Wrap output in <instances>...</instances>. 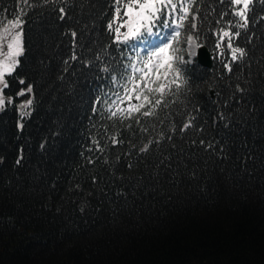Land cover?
I'll list each match as a JSON object with an SVG mask.
<instances>
[{
  "label": "trees",
  "instance_id": "1",
  "mask_svg": "<svg viewBox=\"0 0 264 264\" xmlns=\"http://www.w3.org/2000/svg\"><path fill=\"white\" fill-rule=\"evenodd\" d=\"M116 7L0 0V28L24 21L0 113V264H264V0L246 20L194 0L214 65L181 67L139 111Z\"/></svg>",
  "mask_w": 264,
  "mask_h": 264
},
{
  "label": "snow or ice",
  "instance_id": "2",
  "mask_svg": "<svg viewBox=\"0 0 264 264\" xmlns=\"http://www.w3.org/2000/svg\"><path fill=\"white\" fill-rule=\"evenodd\" d=\"M250 2L251 0H233L235 5H242V7H238L236 9V13L245 20L247 19L245 10L249 8ZM114 3L117 5L114 17L116 22V27L114 29L116 35L114 36V40L117 42H127L130 39H135L138 41V47L143 45V47L140 48V51L145 55V60L142 62L144 66L138 69L140 75L137 77L135 75V70L132 73L131 83L133 84V87L126 90V98L129 102L134 100H143L150 103V97L143 94L144 89H151L153 87L155 82L152 77L159 78L161 76V68L164 69L163 76L165 78L168 77L169 70H172L174 77H181L180 68L174 67L173 65L175 57L170 53L173 42L180 35L179 31H175L170 38L167 36L158 37L154 32L153 26V21L159 18L162 11L164 12L166 18L171 17L173 14L172 10L175 9L177 5L172 3V0H125L123 13L124 19H121V8L119 7L120 0H114ZM61 11H63V9H61ZM183 11L187 13L189 9L185 7ZM182 19H187V17H182ZM7 23L9 26L14 25L19 28L24 21L16 17L9 20ZM109 27L111 28L112 25L109 24ZM122 29L124 30L122 31ZM4 31L7 32L8 28H5ZM22 35V28L19 31L14 32L12 39L8 41V52L5 59L0 60V81H3L5 88L8 86V81L4 79L5 73H11L14 71V66L20 63L17 57L24 51L21 39ZM73 35H75V33H73ZM217 35L219 36V40L217 42L218 45L223 46L222 42L226 37H228L227 47L233 48L230 37L232 35L239 36V33H232L230 29H221ZM197 46L199 47L200 45ZM238 52L242 54L243 49L234 48L232 51L233 57H235ZM133 60L138 62L139 57L135 56L133 57ZM190 60L191 55L187 58H182V62L184 64ZM130 67L135 69V64H130ZM228 67L230 70L231 66L229 65ZM172 82L179 85L182 80L174 79ZM137 86H139V88ZM166 87V84H160L159 91L163 93ZM25 91L30 92L31 88L21 89L17 94L23 95ZM131 93H136V95L133 96ZM5 103L6 101L3 95V89H0V107H3ZM24 103L26 105H31L32 101L27 99ZM121 103H123V101H121ZM126 107L134 108L135 111H139L142 104L129 103ZM113 115H116V113L113 112ZM129 115H131V113H129Z\"/></svg>",
  "mask_w": 264,
  "mask_h": 264
},
{
  "label": "rangeland",
  "instance_id": "3",
  "mask_svg": "<svg viewBox=\"0 0 264 264\" xmlns=\"http://www.w3.org/2000/svg\"><path fill=\"white\" fill-rule=\"evenodd\" d=\"M5 28H8L7 32L4 31ZM21 28H22V25H20V27L17 28L14 25L9 26V24L6 23L0 29V60H4L5 56H6L7 52H8V46H7L8 45V41L10 39H12V35L14 34V32L19 31ZM21 39H22V43H23V35H22ZM193 46L194 45L191 44V42H190L189 49H190L191 52H192ZM22 54H23V52L20 53L19 56L17 57V59H19V61H20V58H21ZM18 65L19 64L14 66V71H12L11 73H5L4 79H6L8 81V76H10L11 74H13L16 71ZM137 74L140 75L139 71L137 72ZM7 88H8V86L5 88L4 85H3V81H0V89H3V95H4V98H5V101H7V97H6V89ZM4 106L0 107V113L2 112V109L4 108Z\"/></svg>",
  "mask_w": 264,
  "mask_h": 264
},
{
  "label": "water",
  "instance_id": "4",
  "mask_svg": "<svg viewBox=\"0 0 264 264\" xmlns=\"http://www.w3.org/2000/svg\"><path fill=\"white\" fill-rule=\"evenodd\" d=\"M198 62L203 67L211 68L213 66L212 54L206 47L200 48Z\"/></svg>",
  "mask_w": 264,
  "mask_h": 264
}]
</instances>
